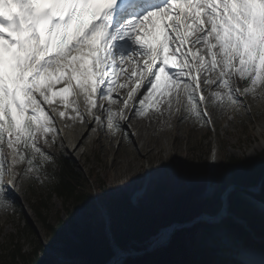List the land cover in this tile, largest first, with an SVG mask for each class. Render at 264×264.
<instances>
[{
	"label": "snow or ice",
	"instance_id": "1",
	"mask_svg": "<svg viewBox=\"0 0 264 264\" xmlns=\"http://www.w3.org/2000/svg\"><path fill=\"white\" fill-rule=\"evenodd\" d=\"M258 93L264 0H0V209L16 207L18 180L51 186L60 122L127 132L132 118L154 111L212 126L213 112L247 110ZM247 163L230 162L240 183L216 193L221 204L255 202ZM176 165L202 169L214 184L225 176L215 149L205 162L164 167ZM259 185L264 198V173ZM233 254L229 264H264V248L238 245Z\"/></svg>",
	"mask_w": 264,
	"mask_h": 264
},
{
	"label": "rangeland",
	"instance_id": "2",
	"mask_svg": "<svg viewBox=\"0 0 264 264\" xmlns=\"http://www.w3.org/2000/svg\"><path fill=\"white\" fill-rule=\"evenodd\" d=\"M251 99L250 96L247 97L246 103L248 104ZM153 117H156L155 114L144 117L148 125L141 127L148 134L152 144L155 145L158 141L164 143L152 157L144 155L136 145L137 141L134 137L129 138L128 133L133 134L129 125L127 132L112 129V135L109 134L110 129L101 128L100 132L99 125H95L86 135L85 142L78 146L77 153L69 149L64 139L61 142L60 137H57L56 144L78 162L86 178L94 177L91 180L88 178L90 184L108 189L107 194L120 196L127 193L133 197L134 191L140 190L141 196L135 199V203L145 200L148 188L156 185L162 186L165 194L171 198L190 186L207 183L206 195L215 197L224 185L234 184L229 180L228 157L241 156L247 161H253L258 153L264 150V127H261L264 118L260 119L259 113H254L250 109L246 112L243 107L238 111L230 110L227 113L215 111L212 114V126L188 118L181 122L182 129L173 125L174 115L168 118L162 116L160 122L156 124L157 130L150 133L149 125L154 120ZM99 135H103V140L98 137ZM255 143H261L262 146L252 152L251 147ZM213 149L217 153V161L224 163L222 171L225 176L216 183L212 191L208 188L213 182L204 177L202 169L185 168L182 165L164 167L172 159L192 163L205 162L211 158ZM136 163H138L137 167H135ZM138 175L142 177L135 179ZM7 179L5 177V180ZM12 188L16 207L0 209V254L10 259L9 255L16 245H19L25 253H30L40 245H44L48 254L56 255L57 262L64 263L65 256L60 251L57 254L48 247L51 236L47 225L56 226L61 220L67 219L65 204L51 193V186L39 189L31 186L28 180H18ZM252 203L261 213L258 200L255 199ZM69 209L72 210L75 219L80 222L83 220L84 206L70 205ZM221 230H224V234L219 233ZM229 233H232L236 242L239 240L242 243L233 231L221 227L220 223L200 225L195 236L198 245L202 248H214L221 254L234 255V248L224 243V237ZM63 246L64 243L59 241L53 243V247L56 248ZM41 254L43 255L44 252Z\"/></svg>",
	"mask_w": 264,
	"mask_h": 264
},
{
	"label": "trees",
	"instance_id": "3",
	"mask_svg": "<svg viewBox=\"0 0 264 264\" xmlns=\"http://www.w3.org/2000/svg\"><path fill=\"white\" fill-rule=\"evenodd\" d=\"M49 150L55 151L60 161L56 170L58 175L51 181V193L65 204L68 216L59 225H47L51 236L48 247L57 254L60 251L66 258L65 264H105L115 254V244L127 251L145 249L150 244V238L161 228L176 221L194 219L204 213L217 214L224 206L218 196L206 195L207 183L190 186L171 198L165 194L162 186L156 185L148 188L145 200L136 203L127 193L114 196L105 192L93 197L102 189L89 183L94 177L89 176L88 180L78 162L57 144ZM227 159L230 163L245 158L230 156ZM229 169V180L238 185V170ZM243 171L245 183L251 187L259 185L261 174L264 173V150L253 161H248ZM255 199L264 202L259 192ZM70 205L84 206L81 222L75 219ZM229 212L221 220V227L233 231L245 246L264 248V217L257 207L248 201L234 199L229 203ZM203 224L208 223L200 222L178 229L168 245L143 256L129 258L123 264H229L234 257L198 245L195 235ZM55 241L64 243V246L53 247ZM39 248L25 253L16 245L9 255L10 259L0 254V264H64L57 262L56 255L48 254L44 245Z\"/></svg>",
	"mask_w": 264,
	"mask_h": 264
},
{
	"label": "bare ground",
	"instance_id": "4",
	"mask_svg": "<svg viewBox=\"0 0 264 264\" xmlns=\"http://www.w3.org/2000/svg\"><path fill=\"white\" fill-rule=\"evenodd\" d=\"M151 38H152L151 36H146V39H151ZM241 87H242V84H241ZM250 97L252 99H251V101L248 102V104H247L248 108L247 109L252 110L254 113L258 112L260 115V119L264 118V93H258L257 96H255V97L250 96ZM243 110H244V112L247 111L244 108H243ZM148 114H155V116H156L155 118L153 117L154 120L151 121V123L149 125V131H150V133H153L154 131L157 130L156 124L160 122V117H162V116L156 114L154 111H150ZM181 114L182 113H174L173 114L174 119H175V122L173 123V125L175 127H179L180 129L183 128V126L181 125V122H179L180 121L179 119H181ZM163 116L167 117V118L169 117L167 114H165ZM136 119L137 118L134 117L128 123V125L133 130V134H134L133 137L137 141L136 145L144 153V155L146 157H152L154 154H156L159 151V149L161 147H163L164 143H162V141H160V142L158 141L157 144H155V145L152 144V141L149 140V136L146 133V131H144L143 128H141L143 125L144 126L148 125L146 122V118H138L137 121H135ZM59 126L62 129L61 135H62L63 139L65 140V142L68 143L69 149L75 153H77L76 150H77L78 146L85 142L86 135L91 132L93 127H95V125H93L92 128L89 129V125L87 123H81V122H69V124L67 126H65L63 124V122H60ZM261 127H264V120H263V123H261ZM98 128L100 129V132H101V127L98 126ZM149 131H147V132H149ZM112 132H113V130L110 129L109 134L112 135L113 134ZM98 137L102 138L103 135H99ZM102 140H103V138H102ZM261 146H262L261 143L253 144V146L251 147L252 152H255L256 149L260 148ZM175 148H176V146H175ZM137 166H138V163H136L135 167H137ZM215 186H216V183L215 184L212 183L208 189L210 191H212L215 188ZM140 196H141L140 190L134 191V194H133L134 199H138ZM262 204H264V203L258 201V205L260 207L262 206ZM172 230H173L172 225H169V226L167 225V226L163 227L155 236H153L151 238L150 243H154L157 245L164 243L167 238L161 239V234L167 233V237H168L170 235V233L172 232ZM219 233L224 234V230L219 231ZM229 245H231L230 247L235 248L238 245H243V243H241L239 240L237 242L234 240L233 243H231ZM121 261H122V254H121V252L116 250L115 254L110 258V260L106 264H120Z\"/></svg>",
	"mask_w": 264,
	"mask_h": 264
},
{
	"label": "water",
	"instance_id": "5",
	"mask_svg": "<svg viewBox=\"0 0 264 264\" xmlns=\"http://www.w3.org/2000/svg\"><path fill=\"white\" fill-rule=\"evenodd\" d=\"M253 188L257 189V191L259 190V187L260 185H257V186H252ZM133 201L135 202V199L133 197ZM264 203V202H262ZM229 204L225 207V209L223 211H221L220 213H218L217 215H209L207 217H204V216H198V217H195L194 219H191V220H187V221H176V222H173L171 225L173 226V230L172 232L170 233V235L167 237L166 241L162 244H154V243H150L148 245V247H146L145 249H132V250H124L121 246H119L118 244H115L114 247H115V250H122L123 254H122V261L120 264H123L125 263L126 260H128L129 258H136V257H140V256H143L149 252H152V251H155V250H158L159 248L167 245L168 243L171 242L174 234L176 233V231L178 229H181V228H184V227H187V226H192L200 221H215V220H220L222 218H224L225 216H227L229 214ZM107 217V220H108V223H110V219L108 217V215H106ZM169 226V225H168ZM155 236V235H154ZM153 237V236H152ZM151 237V238H152ZM151 238H150V241H151ZM110 260V259H109ZM108 260V261H109ZM107 261V262H108ZM106 262V263H107ZM105 263V264H106Z\"/></svg>",
	"mask_w": 264,
	"mask_h": 264
}]
</instances>
